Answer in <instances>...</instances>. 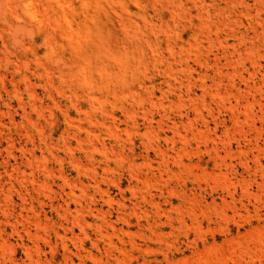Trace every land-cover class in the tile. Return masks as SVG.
Masks as SVG:
<instances>
[{
	"label": "rangeland",
	"instance_id": "rangeland-1",
	"mask_svg": "<svg viewBox=\"0 0 264 264\" xmlns=\"http://www.w3.org/2000/svg\"><path fill=\"white\" fill-rule=\"evenodd\" d=\"M90 1L0 0V264H264V0Z\"/></svg>",
	"mask_w": 264,
	"mask_h": 264
},
{
	"label": "bare ground",
	"instance_id": "bare-ground-1",
	"mask_svg": "<svg viewBox=\"0 0 264 264\" xmlns=\"http://www.w3.org/2000/svg\"><path fill=\"white\" fill-rule=\"evenodd\" d=\"M171 1L181 2V0ZM47 4L50 9H53V13L50 15L52 30H58L62 33L63 38L67 40L69 47L76 53V58L80 62L78 71L81 74L82 81L89 83L87 65L90 62L89 56L92 55L94 57L92 54L94 51H87L88 45L85 43H89L93 35H95V38L99 37V32L92 29L96 26V11L100 6L98 4L93 5L90 0H78L77 3H74V0H48ZM24 7L30 19L35 21V25L39 27L45 16H37L36 12L33 11L30 1H27ZM44 39H46L45 36ZM48 39L47 37L46 40ZM97 69L103 72L104 67L98 66ZM89 99L93 100L92 94H90Z\"/></svg>",
	"mask_w": 264,
	"mask_h": 264
}]
</instances>
